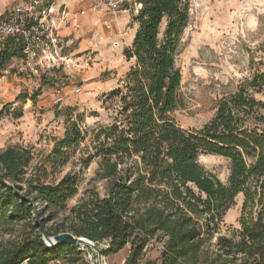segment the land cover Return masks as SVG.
<instances>
[{
  "label": "trees",
  "instance_id": "16d2710c",
  "mask_svg": "<svg viewBox=\"0 0 264 264\" xmlns=\"http://www.w3.org/2000/svg\"><path fill=\"white\" fill-rule=\"evenodd\" d=\"M132 2L136 29L123 49L130 68L104 96L111 121L87 129L82 114L68 116L63 136L35 164L28 147L0 151V264L82 261L71 244L48 248L42 231L104 243L103 255L129 246L125 264H149L141 261L153 239L163 242L161 264H264V101L255 97L264 72L221 98L201 128H182L176 58L189 1ZM77 153L80 168L63 172ZM201 153L229 161L226 183L199 163ZM96 159L106 194L90 186L68 206ZM240 194L238 227L223 232Z\"/></svg>",
  "mask_w": 264,
  "mask_h": 264
},
{
  "label": "rangeland",
  "instance_id": "374dc122",
  "mask_svg": "<svg viewBox=\"0 0 264 264\" xmlns=\"http://www.w3.org/2000/svg\"><path fill=\"white\" fill-rule=\"evenodd\" d=\"M188 1L189 23L176 58L182 73L180 107L174 115L182 128L199 129L213 117L221 98L254 74L264 72V0ZM13 5L14 0H0V15ZM133 6L132 0H125L121 8ZM99 7L105 10L103 4ZM104 10L91 11L89 27L85 32L81 27L72 44L62 40V53L73 65L48 67L37 59L29 63L20 42L0 40V151L16 144L28 147L34 153L35 164L41 154L52 149L53 138L63 136L68 116L74 119L82 114V126L87 129L111 121L112 108L104 102V96L121 84L130 68L123 49L131 45L136 24L131 21V11L120 12L117 14L121 20L120 16H111L112 28L107 29L102 25ZM58 92L63 99L55 103ZM36 93L33 100L31 96ZM255 97L264 101V89ZM80 155L77 153L63 172L78 170ZM198 161L226 183L227 159L201 153ZM97 169L96 159L83 170L79 192L67 202L68 206L76 204L90 186H95L101 196L106 194L108 183L97 179ZM241 205L239 195L224 217L223 232L228 226L238 225ZM162 246V241L151 240L141 262L161 264ZM102 247L104 243L83 247L82 261L72 264H125L129 246L110 255L98 252Z\"/></svg>",
  "mask_w": 264,
  "mask_h": 264
},
{
  "label": "built area",
  "instance_id": "2783aa9c",
  "mask_svg": "<svg viewBox=\"0 0 264 264\" xmlns=\"http://www.w3.org/2000/svg\"><path fill=\"white\" fill-rule=\"evenodd\" d=\"M105 6L102 25L111 27V16L129 12L132 8H121L125 0H100ZM57 0H14V5L0 15V40L15 39L23 46L29 63L37 59L48 67H61L72 64L71 59L62 53V36L58 33L59 23L71 24L77 28L80 19L86 15L85 9L69 13L57 7ZM102 39V36L99 37ZM63 99L57 93L55 103Z\"/></svg>",
  "mask_w": 264,
  "mask_h": 264
},
{
  "label": "crops",
  "instance_id": "0c3cea01",
  "mask_svg": "<svg viewBox=\"0 0 264 264\" xmlns=\"http://www.w3.org/2000/svg\"><path fill=\"white\" fill-rule=\"evenodd\" d=\"M101 4L102 3L100 0H57V4H56L57 7L64 9L69 13L75 12V11L80 10V9H85L87 12L86 15L80 19V24L77 28H74L71 24L67 25L64 23H59L58 17L54 18L55 24H57L59 27L58 33L62 36L64 42L67 45H70L75 41V39L78 37V35L80 33L79 30L81 27H82V29H84L83 32L86 31V29L89 27V25L91 23L90 22V15L92 14V12L95 9L98 8L100 11H102V9L104 10V8L100 9L99 5H101ZM100 11H98V12H100ZM115 16L114 17L116 19H118L120 16V20H121V15L116 14ZM111 20H112V18H111ZM110 28H112V22H111ZM68 56H70V55H68ZM240 196H242V195L240 194ZM242 199H243V197H242ZM236 227H238V225H236L234 228H236Z\"/></svg>",
  "mask_w": 264,
  "mask_h": 264
},
{
  "label": "water",
  "instance_id": "95a60500",
  "mask_svg": "<svg viewBox=\"0 0 264 264\" xmlns=\"http://www.w3.org/2000/svg\"><path fill=\"white\" fill-rule=\"evenodd\" d=\"M42 239L48 248H53L63 243L71 244L78 249H82L83 247L87 246L94 247V243L90 240L83 237H76L69 233H63L57 236L49 237L45 234V231H42Z\"/></svg>",
  "mask_w": 264,
  "mask_h": 264
}]
</instances>
